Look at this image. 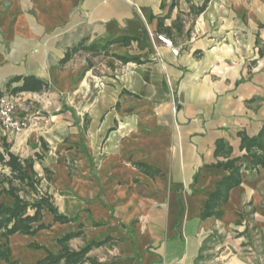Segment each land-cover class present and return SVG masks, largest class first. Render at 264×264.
I'll return each instance as SVG.
<instances>
[{
    "label": "crops",
    "instance_id": "0c3cea01",
    "mask_svg": "<svg viewBox=\"0 0 264 264\" xmlns=\"http://www.w3.org/2000/svg\"><path fill=\"white\" fill-rule=\"evenodd\" d=\"M205 2L0 0L2 93L23 85L13 80L33 77L54 97L68 96L75 111L93 113L78 103L89 95L87 65L80 53L63 63L68 52L83 42L104 46L129 37L135 40L128 46H110L141 60L106 66L136 113L92 118L86 126L76 118L69 123L72 174L65 164L44 166L55 174L45 191L72 222L45 213L49 229L10 237L13 261L36 264L72 235L66 244L74 251L101 244L87 255L97 264H264V168H247L240 137H255L264 126V0H208L199 13ZM157 35L172 40L180 55L163 43L156 48ZM42 92L21 93L38 107ZM44 130L33 123L22 134L3 135L29 158L22 152L30 142L35 154L39 138L51 144ZM229 159H240L242 182L219 218L203 219L229 176L217 165ZM34 171L43 177L40 163ZM13 202L0 190V203Z\"/></svg>",
    "mask_w": 264,
    "mask_h": 264
},
{
    "label": "trees",
    "instance_id": "16d2710c",
    "mask_svg": "<svg viewBox=\"0 0 264 264\" xmlns=\"http://www.w3.org/2000/svg\"><path fill=\"white\" fill-rule=\"evenodd\" d=\"M208 0L199 8V13L205 10ZM135 40L129 37H120L109 42L107 45H91L85 46L81 43L74 46L63 60V63L68 62L72 56L81 50L90 52H103L109 55L108 47L113 44H122L128 46ZM119 61L124 64L134 62L141 63L140 57L137 56H120L114 54ZM23 81L21 87L14 88L12 94L21 92H42L49 88L47 84L33 77L17 78L11 84ZM3 93L0 92V96ZM129 95L139 98L135 94ZM241 149L246 150L247 154L244 160L247 163V168H264V126L255 137H250L245 133L240 134ZM223 146L218 144V150ZM240 159H229L226 162L219 163L217 167L225 168L229 172V176L225 177L216 187V191L211 195L206 207L202 212V218H219L222 214L221 206L228 201L229 193L232 189L238 187L242 182L241 170L242 166L238 165ZM143 168L150 167L140 165ZM0 167L3 170H8L9 175L6 177L10 183V188L5 190V193L10 195L14 202L12 204L0 203V263L20 264L19 261L12 260V250L9 239L15 234L36 235L39 231L47 230L50 226L44 222L45 213L51 214L57 223L68 224L72 222L70 218L61 214L55 205L54 197L45 190L40 188L42 178H39L34 171V160L32 157L22 158L12 152V144L8 142L6 136L0 133ZM19 182L24 189H20L13 185V182ZM21 192L26 194V198L20 195ZM30 197V199H29ZM72 235L66 236L60 241L62 250L58 254L48 252L47 257L38 261L36 264H97L96 260L88 258V253L100 243L90 242L79 251L72 250L66 242ZM35 248H40L35 245Z\"/></svg>",
    "mask_w": 264,
    "mask_h": 264
},
{
    "label": "rangeland",
    "instance_id": "374dc122",
    "mask_svg": "<svg viewBox=\"0 0 264 264\" xmlns=\"http://www.w3.org/2000/svg\"><path fill=\"white\" fill-rule=\"evenodd\" d=\"M107 51L109 52V55H105L101 51L90 52L87 50H81L78 52L81 54L80 60L85 61V64L87 65L82 75L84 80L87 78V71L89 72L88 79L86 80V83L89 86V95H83L78 103L83 104V106L88 105L89 108H96V112L90 113L88 111L86 114L84 111H75L69 103L68 96L54 97L50 88L45 89L42 94H40L41 97L35 99L37 100L35 101V104H37V108H40L41 114L39 116L40 119L35 120L34 122L44 126L45 130L42 133V137L50 141L51 144H48L47 141L39 138V141H37L36 144L40 145V153L35 154L32 152L36 145L35 143L30 142L28 144V149L22 152V154H24V156L30 155L29 157L33 158L34 163H40L42 171L47 164L61 163L65 164L72 174L74 170V162L68 155V147L70 146L68 139L71 128L69 123H73L76 118H82L85 121L83 124L86 126V122L92 118L97 120L108 118L110 122V120H113L115 117L128 118L136 113L135 109H130V103H132V101H127V99L124 98L125 90H122L121 83L116 82L114 78L109 75V66L106 68L108 64L111 65V62L115 64H113L112 67L119 68L121 65L113 55L125 54L127 50H120L117 46H109ZM3 93L11 92L5 91ZM51 129H53L52 134L50 133ZM106 131L107 130L102 132V134L105 135L107 133ZM10 135L16 136L17 134ZM2 136L5 135L2 134ZM9 140L10 138H8V142L11 143ZM80 147L81 146L79 145L78 149L82 150ZM12 152L21 156V152L17 153L13 150V147ZM5 174H9V171L3 170L0 167L1 193H5V190L10 188V183L7 181V175ZM54 177L55 174L52 171L45 169L43 171V177H39L43 179L40 188L45 190L47 187H50ZM13 185L20 189L25 188L17 181L13 182ZM20 195L26 198L24 192H21ZM213 246L216 247V241Z\"/></svg>",
    "mask_w": 264,
    "mask_h": 264
},
{
    "label": "built area",
    "instance_id": "2783aa9c",
    "mask_svg": "<svg viewBox=\"0 0 264 264\" xmlns=\"http://www.w3.org/2000/svg\"><path fill=\"white\" fill-rule=\"evenodd\" d=\"M156 42L163 43L170 48L174 56L180 55V49L173 46L172 40L165 35L154 37V44L157 48ZM40 114V108L32 105L29 98L22 93H3L0 96V133L18 134L30 128L35 120L40 119Z\"/></svg>",
    "mask_w": 264,
    "mask_h": 264
},
{
    "label": "bare ground",
    "instance_id": "6f19581e",
    "mask_svg": "<svg viewBox=\"0 0 264 264\" xmlns=\"http://www.w3.org/2000/svg\"><path fill=\"white\" fill-rule=\"evenodd\" d=\"M29 129V128H28ZM27 130V129H26ZM26 130H24V131H22V132H20V133H18L17 135H19V134H22L23 132H25Z\"/></svg>",
    "mask_w": 264,
    "mask_h": 264
}]
</instances>
